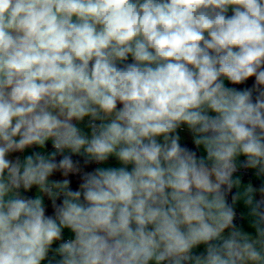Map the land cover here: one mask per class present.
Masks as SVG:
<instances>
[{
  "label": "clouds",
  "instance_id": "1",
  "mask_svg": "<svg viewBox=\"0 0 264 264\" xmlns=\"http://www.w3.org/2000/svg\"><path fill=\"white\" fill-rule=\"evenodd\" d=\"M241 168L264 178V0H0V264H264Z\"/></svg>",
  "mask_w": 264,
  "mask_h": 264
},
{
  "label": "crops",
  "instance_id": "2",
  "mask_svg": "<svg viewBox=\"0 0 264 264\" xmlns=\"http://www.w3.org/2000/svg\"><path fill=\"white\" fill-rule=\"evenodd\" d=\"M225 84H226V86H229L227 81H225ZM229 87H231V86H229ZM79 126L83 129V131L86 134L90 135V129L87 127V118ZM179 135L181 136V143H185V142H191L192 143V136H191V134L188 132V130L186 128H182L181 130H179ZM39 150L40 149H38L35 146H33L32 149H28L24 153H13V154H11L9 159H13L14 160L17 156H20L21 158H23L26 155H30L33 151H39ZM45 151L46 152L48 151V146L47 145H46V150ZM47 153H50V152L48 151ZM197 155L201 156V155H206V154L203 152L202 149H197ZM242 159H245V157H243V156L239 157L238 158V162H239V160H242ZM117 166H120V165L118 164V162L114 158H110L109 161L106 164H103V165L96 164V167H117ZM130 168H131V166H129V170H130ZM249 170L251 172V179L250 180H245V179H243L241 177V175L238 172L236 173V175L241 180V189H240L241 191L243 190V187L247 186L248 184H251L253 187L259 188L261 186V184L264 183V178H258L256 176V174H255V170H252V169H249ZM62 179H64V177L56 178L55 180H62ZM79 184H80V181H77L76 184L73 185L72 189L73 190H77ZM236 191H237V189L234 188L233 189V193H235ZM36 194H37V190H36L35 187L31 191H29L27 193H24V195H26L28 197H32V198H35ZM46 198H47V196H44L45 206H47ZM256 198L257 199L260 198V194L259 193L256 194ZM58 200L61 202L62 198L58 199ZM230 200H231V198H230ZM235 208L242 215V221H241V223H240V225L238 227H240L242 230H244V231H246V232H248V233H250L252 235H255V231L251 227V219L248 216V210L244 206L243 202L242 201L237 202L236 205H235ZM64 237L74 238V234L70 230L66 229L63 232V238ZM58 245H59L58 241L54 242V244L52 245V250H50V252L48 254V259L43 261L42 264H49L50 260L52 261V264H55V262L60 259V257L58 255H56V253H55V249L58 247ZM193 251H194V254H200V253H202L204 251V246L203 245L198 246Z\"/></svg>",
  "mask_w": 264,
  "mask_h": 264
},
{
  "label": "trees",
  "instance_id": "3",
  "mask_svg": "<svg viewBox=\"0 0 264 264\" xmlns=\"http://www.w3.org/2000/svg\"><path fill=\"white\" fill-rule=\"evenodd\" d=\"M231 14L232 13H231V10H230L229 11V15H231ZM129 62H131V58H130ZM227 83H228L229 86L237 87L238 89L250 88V87H252L254 85V78H250L248 81H246L244 84H241V85H231L228 81H227ZM181 144L182 145H187L189 148H192L193 150L197 151V149L195 148L194 144L191 143V142H185V143H181ZM56 158H57V160H59L61 157L58 155ZM73 160L80 162L83 172H90V171H93L96 168V163H91V164H88V165L85 166L84 162H83L84 158L82 156L74 155L73 156ZM61 177H63L62 174L57 172V173L53 174L52 179L61 178ZM67 179L70 180L71 189L73 188V185H75L77 181H80V183L82 182L81 181V174H70L67 177ZM46 203H47L46 214L54 215V209L52 208L51 200L48 197L46 198ZM59 203H61V202L59 200H57V204H59Z\"/></svg>",
  "mask_w": 264,
  "mask_h": 264
},
{
  "label": "built area",
  "instance_id": "4",
  "mask_svg": "<svg viewBox=\"0 0 264 264\" xmlns=\"http://www.w3.org/2000/svg\"><path fill=\"white\" fill-rule=\"evenodd\" d=\"M47 146H48V151L51 152L53 151V148H52V145H51V142H48L47 143ZM47 151V152H48ZM46 152V151H45ZM46 152V153H47ZM243 160V159H242ZM238 173L241 175V177L245 180H250L251 179V172L249 169H244V168H241ZM230 198L229 197V201H230ZM238 212V219L235 221V223L237 224V226L240 225L241 221H242V215L241 213L237 210ZM69 239H74V238H68V237H64L63 240H69ZM58 243H60V241H58Z\"/></svg>",
  "mask_w": 264,
  "mask_h": 264
}]
</instances>
